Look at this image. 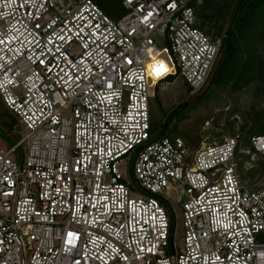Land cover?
Returning <instances> with one entry per match:
<instances>
[{"label":"built area","instance_id":"built-area-1","mask_svg":"<svg viewBox=\"0 0 264 264\" xmlns=\"http://www.w3.org/2000/svg\"><path fill=\"white\" fill-rule=\"evenodd\" d=\"M192 2L122 0L113 18L95 0H0V98L25 129L0 148V264H264V173L239 163L264 161V135L153 139L156 88L198 93L220 54Z\"/></svg>","mask_w":264,"mask_h":264},{"label":"rangeland","instance_id":"rangeland-1","mask_svg":"<svg viewBox=\"0 0 264 264\" xmlns=\"http://www.w3.org/2000/svg\"><path fill=\"white\" fill-rule=\"evenodd\" d=\"M113 18H119L125 13L122 0H95ZM240 0H204L197 5L198 22L213 38L227 35L235 23V14ZM257 64L264 66V23L259 28V36L255 39ZM163 45L161 44L160 47ZM245 53L243 60L245 61ZM155 84V81H152ZM156 94L159 100L155 99ZM151 100L152 132L156 137L162 136L168 115L175 110L174 120L167 126L172 136H182L196 149L202 143L219 142L226 137L239 134L242 147L256 129V122L264 125V80L255 79L239 90H232L229 84L213 86L207 94L195 103L194 95L190 93L182 79L170 85H159ZM24 126L18 118L10 113L0 98V148L7 150L16 144L24 134ZM18 152H22L19 147ZM134 158L131 161L130 171ZM253 164V167L248 165ZM262 158L251 160L250 156L241 154L240 173L246 180L256 178L262 168ZM130 188L135 193H147L138 181L128 175ZM175 197V192H170ZM172 218V229L176 228V237L182 235L179 207L173 210L169 203L165 204ZM176 208V206H175Z\"/></svg>","mask_w":264,"mask_h":264},{"label":"trees","instance_id":"trees-1","mask_svg":"<svg viewBox=\"0 0 264 264\" xmlns=\"http://www.w3.org/2000/svg\"><path fill=\"white\" fill-rule=\"evenodd\" d=\"M204 0H193L192 6L195 7L197 15V5H200ZM100 5V4H99ZM198 17V15H197ZM264 23V0H240L238 10L235 14V23L227 35L222 38V44L220 48L219 57L215 63V66L205 84V86L194 95L193 102L195 103L200 98L204 97L207 92L215 85L229 84L232 90H239L243 86L248 85L255 79L264 80V66L257 64L256 59V45L255 39L259 36V28ZM201 26V25H200ZM203 29V28H202ZM245 53V61L243 60ZM156 100H159L158 94L155 96ZM176 115L175 110L168 115V120L165 121V130L160 137H156L153 134V139L162 137H181L188 145L194 150L191 143H189L182 136H172V133H168L167 126L174 120ZM151 120H152V108H151ZM256 129L253 135L263 134L264 125L256 122ZM152 131V123H151ZM252 135V136H253ZM251 137V136H250ZM246 147L250 146V138L245 143ZM15 145V144H14ZM259 177L264 173V162L262 168L258 172ZM243 178V177H242ZM245 179V178H243ZM249 180L254 178H248ZM246 180V179H245Z\"/></svg>","mask_w":264,"mask_h":264},{"label":"snow or ice","instance_id":"snow-or-ice-1","mask_svg":"<svg viewBox=\"0 0 264 264\" xmlns=\"http://www.w3.org/2000/svg\"><path fill=\"white\" fill-rule=\"evenodd\" d=\"M165 71H167V69H166V66H164V65H159V66H157V67H155L154 69H153V74L155 75V76H160L161 74H163V72H165Z\"/></svg>","mask_w":264,"mask_h":264},{"label":"bare ground","instance_id":"bare-ground-1","mask_svg":"<svg viewBox=\"0 0 264 264\" xmlns=\"http://www.w3.org/2000/svg\"><path fill=\"white\" fill-rule=\"evenodd\" d=\"M152 82V81H151ZM152 86H153V84H152Z\"/></svg>","mask_w":264,"mask_h":264}]
</instances>
